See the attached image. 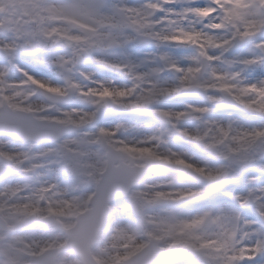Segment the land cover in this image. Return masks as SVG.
<instances>
[{"label": "snow or ice", "instance_id": "6c2138e0", "mask_svg": "<svg viewBox=\"0 0 264 264\" xmlns=\"http://www.w3.org/2000/svg\"><path fill=\"white\" fill-rule=\"evenodd\" d=\"M39 8L82 18L78 27L87 35L53 44L41 29L23 42L10 38L15 51L0 52L5 86L19 70L33 92L39 87L37 94L58 97H49L52 106L78 104L93 122L115 125L100 129L101 136H118L126 130L122 121L137 119L151 138L187 149L114 150L111 163L128 185L142 183L144 173L120 152L184 170L170 184L185 185L178 203L187 214L164 217L159 231L168 241L151 236L132 254L134 264H264V0H59ZM50 45L66 51L53 56ZM49 64L57 65L64 88L41 79L51 75ZM82 65L95 69L80 73L87 87L73 83ZM64 123L42 108L0 105V140L40 145L61 172L75 167L63 147L70 131L87 135ZM132 215L135 223L122 235L145 230L142 214L133 208Z\"/></svg>", "mask_w": 264, "mask_h": 264}, {"label": "rangeland", "instance_id": "374dc122", "mask_svg": "<svg viewBox=\"0 0 264 264\" xmlns=\"http://www.w3.org/2000/svg\"><path fill=\"white\" fill-rule=\"evenodd\" d=\"M47 67L51 75L43 76L41 79L50 82L53 88H64L65 80L60 76L57 65L49 64ZM87 70L91 68L82 65L73 83L79 81L80 85L87 87L89 81L80 74H86ZM91 72H95V69ZM20 76L19 70L15 74L10 73L5 86L3 83L5 77L0 74V98L7 95L6 104L36 109L39 98L31 90L34 85L31 81L20 79ZM55 110L56 113L50 114L63 118L66 123L71 120L70 123L86 124L91 120L90 115L84 112L83 106L78 104H73L63 111ZM65 111L68 112V116L63 115ZM81 116L84 117L83 122L80 120ZM137 121L138 123H135L136 119L122 121L126 125V130H120L118 136L98 139L101 137L100 129L115 128L107 124L101 127L94 125L91 130L86 131L87 135L75 134L68 137L63 147L68 156L75 161L72 171L61 172L60 165L41 154L42 147L39 145L27 143L21 146L10 140H0V154L8 159L6 172L7 175L10 174L9 177H6L7 175L0 177V214L9 224H13L16 216L22 219L18 227L11 228V232L5 236L1 245L5 255L2 259L14 264H24L28 261L27 257H24L25 253L39 254L47 248L65 243L66 238L62 228L72 226L75 214L88 207L94 182L98 180L105 165V145L123 149L127 145L141 147L146 144L158 154L187 150L164 144L159 138H151V129L141 126L140 121ZM144 137H149V140L146 142ZM126 154L135 161V164L147 165L153 160L146 155ZM157 162L158 165L153 164V167L149 168L139 187L131 191L124 200L111 205L109 219L93 249V255L99 264H114L113 258L119 257L116 264L129 257L137 251V246L147 243L150 234L160 235V243L164 244L168 241V237L159 231L162 219L172 211L187 214L183 211L184 206L178 203L179 192L185 185L178 184L172 187L170 184L171 178L184 170ZM195 162L200 163L199 158ZM158 192L163 195L158 197ZM157 198H162L167 203H160L158 207L150 206L147 209L143 206L141 218L146 223L144 232H124L122 235L121 230L126 229L136 220L128 208L132 200L150 202ZM33 215L50 219L53 223L48 225V230L45 231L42 226L33 225ZM55 222L61 227L56 228ZM56 264H79V262L67 252L59 256Z\"/></svg>", "mask_w": 264, "mask_h": 264}, {"label": "water", "instance_id": "95a60500", "mask_svg": "<svg viewBox=\"0 0 264 264\" xmlns=\"http://www.w3.org/2000/svg\"><path fill=\"white\" fill-rule=\"evenodd\" d=\"M64 128L66 130H71L68 127ZM114 155L116 154H108L106 171L102 174V179L99 181V183H97L95 194L90 201L92 209L95 211L92 212V209H90L89 211L79 215L75 227L68 231L70 235L69 245L72 246L78 253H81L86 257L84 260L85 264H95L90 258L89 248L95 241L97 233L104 223L105 218L107 217L108 203L124 197L129 192V190L136 185H128L124 181L123 173L119 170V168L111 163ZM137 169L143 172V169ZM153 242L156 243L155 241ZM64 249H66V247L60 250ZM58 252L59 250L54 251L53 257L47 259L46 264H53L54 258ZM140 252L136 255H139ZM44 257L45 256L34 257L33 264H40L38 261ZM134 261L135 256L131 257V260H127L124 264H134Z\"/></svg>", "mask_w": 264, "mask_h": 264}, {"label": "flooded vegetation", "instance_id": "af4514ba", "mask_svg": "<svg viewBox=\"0 0 264 264\" xmlns=\"http://www.w3.org/2000/svg\"><path fill=\"white\" fill-rule=\"evenodd\" d=\"M37 4H41L43 0H36ZM31 11L34 13L36 18H39V15L41 14V11L39 10L38 12L35 11L34 7L31 6Z\"/></svg>", "mask_w": 264, "mask_h": 264}]
</instances>
